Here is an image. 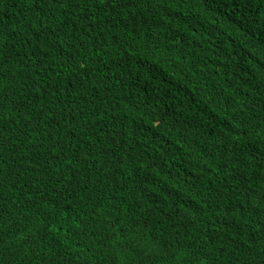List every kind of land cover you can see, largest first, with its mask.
<instances>
[{
  "label": "trees",
  "instance_id": "obj_1",
  "mask_svg": "<svg viewBox=\"0 0 264 264\" xmlns=\"http://www.w3.org/2000/svg\"><path fill=\"white\" fill-rule=\"evenodd\" d=\"M0 264H264V0H0Z\"/></svg>",
  "mask_w": 264,
  "mask_h": 264
}]
</instances>
